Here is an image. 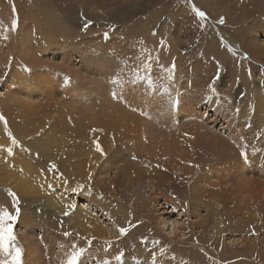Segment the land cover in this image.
<instances>
[{
    "label": "rangeland",
    "instance_id": "rangeland-1",
    "mask_svg": "<svg viewBox=\"0 0 264 264\" xmlns=\"http://www.w3.org/2000/svg\"><path fill=\"white\" fill-rule=\"evenodd\" d=\"M192 2L206 13L203 21L193 13L187 0H0V62L4 64V67H0V100L7 95L10 96L8 102H12L9 105L0 102V116L4 117V122L12 130L19 129L25 121L26 124L30 122L29 118L35 123L47 121L50 126L46 131L49 134L52 130L55 132L56 126L53 123L58 117H65L63 114L70 121L80 122L81 125L77 127L85 132L91 129L93 121L90 118L108 117L110 113H114L111 114L112 117H124L126 122L129 121L128 118L135 120V117L139 118L135 120L138 124L150 122L145 124L147 131L143 135H149L153 139H161V134L172 135L178 130L185 134L186 130H191L189 123L194 120L192 124L195 129L192 128L191 131L196 140L204 137L203 141L207 142L204 145L197 140L199 146L196 147L197 150L194 148L197 157L203 156L208 163L216 165L211 147L226 152L247 149L254 139L253 135L248 134L249 125L238 123V113L243 108L253 116L259 113L256 102L261 99V93H264V0ZM13 18L18 20L15 32L11 31ZM220 18H223L224 23H219ZM87 21L92 23L85 28ZM201 24L204 26L200 27ZM4 28L9 29L7 40L3 39ZM24 32L30 38L28 46L23 42L24 46L20 39ZM149 56L152 57L151 61L147 59ZM156 57H159V63L156 62ZM146 62L152 64L151 72L144 71L143 65ZM173 63L175 70L169 72L167 69ZM133 69H139V75H135ZM10 73L14 76H10ZM149 76L153 79L152 85L148 83ZM209 83L214 84L215 93L208 89ZM114 105L120 110L118 111L117 106L113 108ZM108 109L111 111L108 112ZM173 119L179 125L177 131L169 128L172 125L167 129L154 124V121L159 123ZM254 119L253 117L250 122ZM257 125L254 124L251 131H264V124ZM125 128L127 132L133 131L135 137L132 142L126 138L123 143L137 146L140 142H136L141 140L139 129L143 128H131L127 124ZM57 130V135L50 132V138L46 142L54 148H57V138L60 136ZM23 131L26 132V138L29 134L31 137L39 134L27 129ZM19 133L22 134L20 131ZM84 135L86 133L81 138L74 139L78 144L82 141V149L77 148L80 153L87 149L86 142L92 141ZM123 143L120 141L116 142L117 147L111 146L108 156L118 153L120 158L126 157L122 151L118 152ZM72 145L74 144L70 141L65 148L73 151ZM260 147L264 153V144L258 146ZM19 151L28 154L26 148ZM156 154L157 152H153L152 156ZM204 160L200 162L203 164ZM217 161L216 166L219 168L222 162ZM121 163L122 161L114 160L106 164L107 167L110 166V170L101 174H98V168L90 183L89 180L80 181L85 184L84 195H65L76 208L86 210V213L94 216L108 233L115 232L113 237H106L107 243L101 238L93 240L91 246L85 243L86 237L75 238L73 243L88 248L78 264H109L111 258L114 262L117 261L115 256L120 252L125 254L118 261L120 264H139L137 261L141 260H149V264H209V261L217 260L221 264H245L242 263V258L249 248L258 245L260 249L264 247V226L261 230L256 229V232H247L249 238L242 234V237L238 236L244 240L243 247L247 243L245 249L241 245L239 250L230 249L232 244L227 241L234 238L233 233L239 227L237 222L227 225L223 223L221 234L215 237L212 235L213 228L206 223L208 219L204 217L205 211L200 208L206 206V200L200 198V195L207 196L204 189L211 188L210 184L216 175L214 173L207 175V182H199L202 177H194L196 173L192 172L185 184L182 182V186L175 185L176 190L169 192V195L172 202L174 200L178 203L176 205L165 204V199L170 197L168 195L155 196L151 202L147 199L153 210L147 216V225L140 216L141 211L133 207L134 199L111 194L108 188L105 190ZM208 166L210 164H205L204 169ZM262 166V170H257L260 177L255 175V170L250 169L252 172L246 170L243 172L244 176L232 177L228 183H219L221 188L218 187V198L215 200L223 205L225 192H228L233 196L232 202L235 205L241 206L243 210H251V204L257 200L251 194L259 197L263 194ZM135 168L138 166L131 169V174L135 172ZM168 169L169 174L172 170L171 175L175 176L176 170L180 172L185 167L177 165L176 170L172 166ZM237 180L243 184V180L247 182L244 190H251L250 199L239 197L240 193L237 191H241V187L236 185ZM138 183L133 182L132 190L138 193L141 191L144 197L152 199L149 187ZM89 188L90 195L87 191ZM55 189L56 193L61 192L58 187ZM5 196L4 193L0 201L6 205L10 199ZM208 196L207 199H210L211 196ZM32 197L33 199L26 198L31 208L36 206L33 203L34 196ZM12 204L11 200L8 209L15 214ZM5 205L0 206L4 208ZM20 205L19 203L20 213L26 212V204L22 207ZM215 210H212L213 214ZM190 211L192 214H189ZM223 211L218 209L214 215L223 220ZM64 213L57 216L61 219L60 222L50 224V227L62 229L61 234L70 223L69 216ZM41 214L44 212L33 216L37 218ZM251 215L256 216V213L253 211ZM32 221L21 224L17 220L13 225L16 243L23 249L22 259L36 264H59L55 253H61V248L51 239L53 230L49 229L48 232L39 227L37 222H33L31 226ZM118 226L129 228L126 236H119L116 230ZM142 238L146 239L145 243H141ZM157 240L160 241L159 244L153 243ZM67 247L64 249L67 250ZM258 263L264 264V260L251 261V264Z\"/></svg>",
    "mask_w": 264,
    "mask_h": 264
},
{
    "label": "bare ground",
    "instance_id": "bare-ground-1",
    "mask_svg": "<svg viewBox=\"0 0 264 264\" xmlns=\"http://www.w3.org/2000/svg\"><path fill=\"white\" fill-rule=\"evenodd\" d=\"M20 39L22 43L23 42L25 44L27 43V46L30 43L29 35L26 32L23 33ZM26 59L27 58H25V61ZM0 67H4V64L2 62H0ZM10 74H11L10 76H14L12 75V73ZM7 81L9 82V80ZM21 81L23 84V80ZM9 98L10 96L6 95L5 99H1L0 102H2L3 105H9L10 103H12V102H8L10 100ZM259 100L256 102L258 107L257 112L259 113L253 116L252 113L247 111L245 108L242 109L244 112L240 111L238 113L239 114L238 123L239 124L241 123L242 125H249L250 127L249 126L247 127V130L248 129L250 130L248 134L249 136L253 135V139H254V141L253 140L252 142L250 141L251 145L247 149H244L247 153L248 161L245 162L241 158L240 156L241 150L238 152L235 151L226 152L222 150H217L213 146L211 147L210 151L213 152L212 157L216 159L215 161L217 162L216 165H218L217 160H221L220 162H222L221 163L222 165H220L219 168L216 165H212L211 163H208L206 159L205 160L203 159V156L197 157V153L194 150V148L199 146L197 140L204 143V145H207V142H204L205 140L203 141L204 137H199L196 140L193 131H191L195 129L194 125L192 124L194 120L189 123L191 130H186L185 134L181 130H178V132L172 133V135H170L169 133L161 134L160 137L161 139L158 138L153 139L151 136L149 137V135L147 136L143 135V133L147 131L145 124L148 123L150 124V122H145V124H138L135 120H139V118L136 117L135 120L128 118L129 119L128 122L130 124L126 122L127 119L124 117L121 116L112 117L114 113L113 114L110 113L108 117H104V116L93 117L90 118L91 121H93L91 125V129L90 130L87 129L86 130L87 132L86 131L83 132L77 127L81 125V124L79 125L80 122H77L76 120L70 121V118L69 117L66 118V115L63 114L65 117L60 116L58 117V120L55 119L53 123L56 126L55 132L57 129L59 130V131L57 130V133L60 132V136H59L60 140L59 137L57 136L58 137L57 148L51 147L46 143L48 138H50L49 137L50 132L54 131V130L52 131L49 130L50 132L48 134L47 132L48 130L46 131V129H48L50 125L49 123H46L47 121L45 123L43 122L35 123L33 122V120L29 118L30 122L26 124L25 121L23 126H21L19 129H14V130H12V128H10L7 124V129H8L7 132L5 131V122L0 121V132H1L0 133V197L5 193L6 195L5 197L10 199L7 201L6 205L0 201V205L1 206L5 205L4 208L8 209L11 205V200H12V197L8 195V191L11 190L12 192H14L19 200V203L21 204L20 207L26 204L25 207L27 208L26 212L20 213L18 220H20L21 224H27L28 220H33L31 223L28 222L31 224V226L33 225V222H37L38 226L41 227L42 229H47L48 232L49 229L53 230V233H51V239L53 240V242H55L54 244L56 245L59 244L61 248V253L57 252L55 253V256L59 264H66L67 259L72 250L71 244H73L75 238L76 239L80 237L81 238L86 237L87 239L94 238L93 240H101V238H104L103 241H105L107 236L113 237L114 235L112 234H115L114 231H112L113 233H111V231L110 233H108L104 225H101L100 222H97V219L94 216H92L89 213H86V210L83 211L80 210V208L68 207V205L72 203L70 199L65 195L66 194L68 195L70 193L72 194L73 192L71 191V188L76 187L78 183L83 184L80 183V181L88 180L89 172H91L93 175L95 174L94 172H96V170H98L99 168L100 171L98 172V174H101L107 170H110V166L108 165L107 167L106 164H109L114 160L122 161V163L115 170L114 173L115 175L114 177H112V179L108 184V187H106L105 190L108 188L111 194H116L119 196L122 195L127 198L134 199L133 207L141 211L142 215L140 216L146 221L147 225H149L147 216L149 214H152L153 211L149 202L153 201L156 197L159 196H165V195L170 196L169 192H171L172 190H176L175 185H181L183 183L185 184L186 179L189 177V175L192 172L196 173V175L194 174L195 176L193 175L194 177H196L197 175H200L202 177V179H200L199 182L202 181L207 182L208 180L207 175L214 173V175L215 174L216 175L213 178V183L210 184L212 185L211 188L207 190L204 189V192L207 196L204 197V195L202 194L200 195V198L202 197L207 201V202L204 201L206 206L204 207L202 206L200 208H203L205 211L204 217L208 219L206 223L212 226L213 228L212 235L214 237L216 235L221 234V227L223 226V223L224 225L233 224L234 222L238 223L237 226L239 227H237V230L234 231L235 233H233L234 238L231 236V238L233 239L230 238L231 240H227V241H229L232 244L230 246V249L239 250L240 245L243 247L244 240H241V238L238 236L242 237V235H247L246 238H249L250 236L248 235L247 232L250 231L256 232V229L261 230L264 226L263 225L264 223L262 224V221L264 222V189L261 197L255 196L251 194V190L249 191L244 190L247 186L246 185L247 182H245V180H243L245 184L237 180L236 185H239L241 187V191L240 190L237 191V193H240L239 196L240 198L250 199L251 195L252 197H257V200L253 201V203L251 204V210L249 211L243 210L242 208H240L241 206L235 205V203L232 202L233 196H230L228 192L227 193L225 192L224 196L226 199L223 205L220 204L218 200L215 199L218 198L216 194L221 188L219 183L220 184L228 183L230 180H232V177L239 178L240 176H244L243 175L244 171L248 170V172H252L250 171V169L255 170L256 171L255 175L260 177V174L257 172V170H259V168H261L262 165L264 169V153L262 150H260L262 149V147L258 148L259 145L264 144V135H262L260 139H257V134L259 133L251 131L253 129L254 124H258L257 126H263L264 124V121H262V119H264V109H262V107H264V93H261V99ZM114 106L113 108L118 107L117 105H116L117 107ZM59 107L64 108L62 105H59ZM109 110L110 109H108L107 111L109 112ZM119 110L120 109L118 107V111ZM118 111L115 110L114 112L117 113ZM253 117L255 118L254 121L250 122V120L253 119ZM140 122L142 123L143 120L141 119ZM154 122H155L154 124H156L157 127L165 126L167 127V129L169 126L172 125V127L174 128L172 127L169 128L176 131H177V127H179V125L176 123V120L174 119L164 122L161 121L159 123H157L156 121ZM126 124L129 125L131 128L133 127L143 128V130L139 129L140 133L138 134L142 141L138 140L136 142V143L140 142L137 145L139 146V149H136L137 146H130L124 144L126 138L132 142L133 137H135L134 135L135 133L132 134L133 131L130 130L128 132L126 131L125 128ZM23 129H27L29 131L39 134H35L32 137L29 134V136L26 138L25 137L26 132L23 131ZM19 131L22 132V134H20ZM43 131L45 132V135ZM8 132H10L12 134V137H14L18 141V144L13 145L11 143V139L8 135ZM55 132L52 133L56 134ZM84 133H86V135L84 136H88L89 140L91 139L92 141H87L85 139L87 141V142L85 141L86 142L85 148L87 149L85 151L83 150L80 153V151L77 148H80L82 146L81 143L82 141L80 142L81 144L80 143L78 144V142L74 141V139L81 138V135ZM69 135L71 139L68 137ZM153 140L154 142L152 143ZM236 140L239 141L238 138ZM70 141L73 142L74 144L72 145L73 151L65 148L66 143H69ZM94 141L98 142L101 145L102 149L106 153L105 156H101L99 153L95 151V144L93 143ZM120 141L123 143V146L122 147L119 146L120 148L118 152L122 151L126 157L120 158L118 153H114L113 155L108 156V151L110 148H112L111 146L115 145L116 142L120 143ZM8 148L12 149L11 155H9L7 152ZM25 148L27 149L28 154L27 153L24 154L23 151H19V150H25ZM153 152H157V154L154 157L152 156ZM106 158L108 159L106 160ZM202 160H204L203 164L202 162H200ZM52 163L57 165L56 169L54 170L50 169L49 167L50 164ZM205 164H210V166L204 169ZM136 165L138 166V168H135V172L131 174V169ZM177 165L179 166L182 165L183 167H185V169H182L181 170L182 172L181 171L177 172L176 170ZM169 166L175 168L176 173L174 174H176L178 177H175L176 175L175 176L171 175L172 170H170V174H169L168 172ZM263 174H264V170H263ZM64 180L68 181L67 185L64 184ZM133 182H137V183L141 182L142 185L146 184V187H149V191L152 192V196H153L152 199L144 197V195L140 193L141 191L139 193L136 190L133 191L132 190ZM57 187L61 192L56 193L57 191L55 188ZM218 187L220 188L218 189ZM82 192L83 194H80V192H77V194L84 195L86 189L85 190L82 189ZM253 192L254 190H252V193ZM237 193L234 194L236 195ZM208 195L211 196L210 199H207V197H209ZM32 196H34L35 200H33L34 201L33 203L36 206L31 208V206L28 205L29 202L26 201L27 200L26 198L33 199ZM142 196L144 197L143 199ZM147 199L149 200V202H147L148 201ZM171 203H174L175 205L178 204L174 200L172 202L171 196L169 197V199H165V204H171ZM30 208L33 209V211ZM214 208L216 209L215 213H217L216 211L218 209L224 210L223 212H225V215L223 214L224 215L223 220L220 217H218V215L215 216L214 215L215 213L213 214L212 210H214ZM196 210L198 209H195V211ZM66 211L69 213V215L67 216H69L70 223L69 226L64 228L63 233L64 232L71 233V235L68 237H65L63 234H61L62 229L56 227H50L51 223L54 224L56 221L60 222L61 219L57 216H59V214H62V212H66ZM253 211L256 213V216L251 215ZM41 212H44V214H41L40 217L37 216L36 218L35 217L36 214ZM125 214H127V212ZM189 214H192V212L190 211ZM260 215L262 216V219H260L261 217ZM235 218L237 220H235ZM199 226H201V224ZM255 235L257 236L256 233ZM235 237H237V239ZM253 238H254V233H253ZM246 244L243 247L244 249L246 247ZM65 246H68L67 250H65L66 248L64 249ZM67 251L69 252V254ZM2 255L3 254L0 253V256ZM212 257H214V255H212ZM215 259H217V257ZM254 259L258 261L264 260V247L260 249V245H258L249 248L246 255H244V257L242 258L243 260L242 263L251 264V261ZM22 260H23V264H36L35 262L33 263L29 262L27 259H22ZM109 260H110L109 264L118 263V261L114 262V259L112 258ZM137 262L139 264H149L150 261L141 260ZM134 263L136 264V262ZM236 263L238 264V262ZM209 264H221V263L220 261L217 260V262L209 261Z\"/></svg>",
    "mask_w": 264,
    "mask_h": 264
},
{
    "label": "snow or ice",
    "instance_id": "snow-or-ice-1",
    "mask_svg": "<svg viewBox=\"0 0 264 264\" xmlns=\"http://www.w3.org/2000/svg\"><path fill=\"white\" fill-rule=\"evenodd\" d=\"M187 2L189 3V5L192 8L193 13L199 17V19L201 21H203L206 18V13L202 10H200L198 7H196V5L192 2V0H187ZM13 12L15 13V9L13 10ZM92 22L91 21H87L84 25L85 28H87ZM219 23H224L223 18H220ZM204 25L201 24L200 27H203ZM18 27V20L16 18H13L11 21V31L15 32L17 30ZM5 35L3 36V39L7 40L8 36H7V32L9 31L8 28H4L3 29ZM105 36H107V33H105ZM148 61L152 60V57H148L147 58ZM156 62L159 63V57H156ZM11 60V58H10ZM161 67L163 68V66L161 65ZM143 69L145 72H151L152 70V64L150 62H146L143 65ZM169 72H173L175 70V63H173L168 69ZM133 72L135 75H139V69H133ZM117 81H113V83H116ZM133 85L135 84V80L132 81ZM148 83L149 85L153 84V79L151 76L148 77ZM208 89L215 93L216 89L214 87L213 83H209L208 85ZM113 96L115 97V93L113 94ZM135 110V109H133ZM0 121H4V117L0 116ZM250 127V126H249ZM5 131L7 132V123L5 122ZM8 135L11 139V143L13 145L18 144V141L12 137V134L10 132H8ZM264 135V131H262L261 133L257 134V139H260L261 136ZM243 139V138H241ZM95 144V151L97 153H99L101 156H105L106 153L104 152V150L102 149L101 145L94 141L93 142ZM7 152L9 155L12 154V149L8 148ZM240 156L241 158L247 162L248 161V156L246 151L241 148L240 151ZM135 158V157H134ZM50 169L54 170L56 169L57 165L52 163L50 164ZM91 178H92V173L89 172L88 173V180L89 183L91 182ZM68 181L64 180V184L67 185ZM85 188V185L83 184H77L76 187L71 188V191L73 193H77L80 192V194H83L82 189ZM88 194H91V189L89 188L88 190ZM8 195L12 197V209L13 211H10L7 208H0V253H2L3 255L0 256V264H23V260H22V254H23V249L21 247H19L16 243V239L17 237L14 235V231H13V225L15 224V222L18 220V217L20 215V209L18 207L19 204V200L16 196V194L14 192H12L11 190L8 191ZM69 208H75L76 205L75 204H70L68 205ZM65 216L69 215V213L66 211L64 213ZM117 232L119 233L120 237H124L126 236V234L129 232V228L128 227H117ZM63 235L65 237H68L71 235V233L69 232H64ZM94 239V238H93ZM93 239H87L86 243L87 245L91 246ZM146 239L142 238L141 239V243H145ZM107 243V242H106ZM153 243L155 244H159L160 241H153ZM71 253L67 259L66 264H78L79 259L88 251V248L85 247H80L78 245H76L75 243H73L71 245ZM161 251H163V249H161ZM125 256V254L123 252H120L119 255L115 256V259L117 261L123 259Z\"/></svg>",
    "mask_w": 264,
    "mask_h": 264
}]
</instances>
